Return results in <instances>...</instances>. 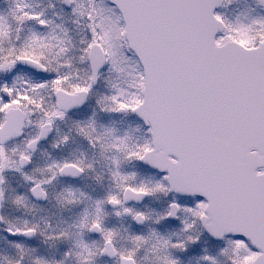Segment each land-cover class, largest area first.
<instances>
[{
    "label": "snow or ice",
    "instance_id": "6c2138e0",
    "mask_svg": "<svg viewBox=\"0 0 264 264\" xmlns=\"http://www.w3.org/2000/svg\"><path fill=\"white\" fill-rule=\"evenodd\" d=\"M0 264H264V0H0Z\"/></svg>",
    "mask_w": 264,
    "mask_h": 264
}]
</instances>
